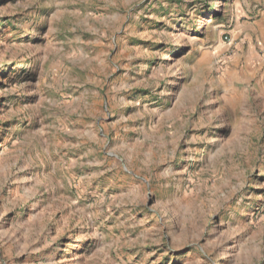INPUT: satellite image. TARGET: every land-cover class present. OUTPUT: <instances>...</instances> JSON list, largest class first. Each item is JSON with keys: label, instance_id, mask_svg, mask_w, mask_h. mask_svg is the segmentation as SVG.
I'll use <instances>...</instances> for the list:
<instances>
[{"label": "rangeland", "instance_id": "1", "mask_svg": "<svg viewBox=\"0 0 264 264\" xmlns=\"http://www.w3.org/2000/svg\"><path fill=\"white\" fill-rule=\"evenodd\" d=\"M264 0H0V264H264Z\"/></svg>", "mask_w": 264, "mask_h": 264}, {"label": "crops", "instance_id": "2", "mask_svg": "<svg viewBox=\"0 0 264 264\" xmlns=\"http://www.w3.org/2000/svg\"><path fill=\"white\" fill-rule=\"evenodd\" d=\"M263 24H264V19H262V21H261Z\"/></svg>", "mask_w": 264, "mask_h": 264}]
</instances>
